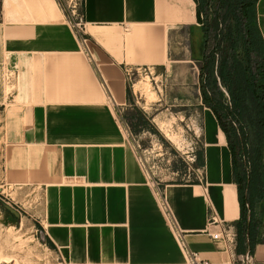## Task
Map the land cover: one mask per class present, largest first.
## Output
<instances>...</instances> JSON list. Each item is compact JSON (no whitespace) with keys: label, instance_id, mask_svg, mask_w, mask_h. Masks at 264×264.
Segmentation results:
<instances>
[{"label":"crops","instance_id":"0c3cea01","mask_svg":"<svg viewBox=\"0 0 264 264\" xmlns=\"http://www.w3.org/2000/svg\"><path fill=\"white\" fill-rule=\"evenodd\" d=\"M3 3L5 14L18 17L0 18V106L8 100L5 81L17 83L25 104L19 118L26 121L17 135L18 178L27 173V185L41 187L43 229L64 261L186 264L164 201L199 259L238 264L250 258L264 264V201L254 210L251 253L248 248L236 253L237 185L213 112L202 107L196 180L166 184L151 180L120 116L138 105L134 92L127 95L130 73L174 68L198 73L205 37L194 0H81L88 55L57 0ZM256 16L264 41V0L258 1ZM198 86L200 91L199 74ZM216 234L219 239L213 240Z\"/></svg>","mask_w":264,"mask_h":264},{"label":"rangeland","instance_id":"374dc122","mask_svg":"<svg viewBox=\"0 0 264 264\" xmlns=\"http://www.w3.org/2000/svg\"><path fill=\"white\" fill-rule=\"evenodd\" d=\"M3 1L0 0V18L15 21L13 17L18 16L5 14ZM57 3L85 52L89 41L85 34L87 28L80 21L81 0H57ZM72 11H75L73 16ZM212 16L209 12V17ZM238 52L241 54V49ZM199 71L191 74L174 68L173 72L138 71L126 77L128 98L134 92V84L140 82L141 88L146 83L149 86L150 95L134 92L138 105L126 109L120 116L132 133L138 158L154 182L196 180L193 170L198 169L202 146L200 129L204 106L199 93ZM16 85L5 81L8 100L0 106V262L2 259L11 264H67L44 232L41 187L27 185L30 183L27 170L23 179L18 178L21 154L16 146L17 135L26 121L19 118L25 116V104L18 97ZM218 86L217 96L229 104L226 89L220 83ZM100 87L108 97L102 82Z\"/></svg>","mask_w":264,"mask_h":264},{"label":"trees","instance_id":"16d2710c","mask_svg":"<svg viewBox=\"0 0 264 264\" xmlns=\"http://www.w3.org/2000/svg\"><path fill=\"white\" fill-rule=\"evenodd\" d=\"M258 1L194 0L205 37L199 71L202 103L216 117L232 155L241 210L237 254L247 248L251 253L257 225L254 210L264 201V41L257 23ZM219 83L229 104L217 96Z\"/></svg>","mask_w":264,"mask_h":264},{"label":"built area","instance_id":"2783aa9c","mask_svg":"<svg viewBox=\"0 0 264 264\" xmlns=\"http://www.w3.org/2000/svg\"><path fill=\"white\" fill-rule=\"evenodd\" d=\"M75 9V6L73 7V10ZM72 16L74 15L75 11H72ZM80 21L82 22L83 21V17L81 16L80 17ZM83 44V43H82ZM85 52L87 53L88 55V50L87 49H84ZM144 72H147V70H143ZM140 163L142 164L141 160H140ZM143 165V164H142ZM162 205V210L164 211V214H165V217L173 231V234H174V237H175V240L180 248V250L182 251V254L184 255V258H185V261H186V264H211L209 262H206V261H203L201 259H199V257L197 256V254L191 252L188 247L186 246V243L184 241V238H183V234L177 229L176 227V223L173 219V216L167 206V204L163 201L161 203ZM212 222L214 223L215 220L214 218H212ZM225 231H223L224 233V240L225 242H227L230 247L233 246L234 244V241H233V238L232 236H229L228 234L225 233ZM212 239L213 240H218L219 239V234H216V235H213L212 236ZM238 264H254L250 258H247L246 260H241L238 262Z\"/></svg>","mask_w":264,"mask_h":264},{"label":"bare ground","instance_id":"6f19581e","mask_svg":"<svg viewBox=\"0 0 264 264\" xmlns=\"http://www.w3.org/2000/svg\"><path fill=\"white\" fill-rule=\"evenodd\" d=\"M85 33H86V30H85ZM139 84H140V82L134 84V92H135L136 94H139V95H143V92L145 93V96L150 95V94H148V93H149V86H148V84L146 83L145 86L143 85V86H144L143 88H141V86H140ZM144 84H145V83H144ZM162 128H163V127H162ZM169 136H170V135H169ZM165 137L168 139V135L165 134ZM0 264H11V262L8 261V260H4V261H2V259H1Z\"/></svg>","mask_w":264,"mask_h":264}]
</instances>
